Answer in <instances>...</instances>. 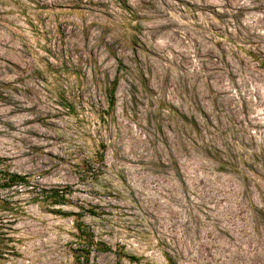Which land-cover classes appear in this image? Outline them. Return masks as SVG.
I'll return each instance as SVG.
<instances>
[{
	"label": "rangeland",
	"instance_id": "rangeland-1",
	"mask_svg": "<svg viewBox=\"0 0 264 264\" xmlns=\"http://www.w3.org/2000/svg\"><path fill=\"white\" fill-rule=\"evenodd\" d=\"M5 169L0 264H264V0H0Z\"/></svg>",
	"mask_w": 264,
	"mask_h": 264
},
{
	"label": "trees",
	"instance_id": "trees-1",
	"mask_svg": "<svg viewBox=\"0 0 264 264\" xmlns=\"http://www.w3.org/2000/svg\"><path fill=\"white\" fill-rule=\"evenodd\" d=\"M117 86V80H113L111 85L108 88V109H112L115 104V90ZM104 161L103 153L96 155L95 162L99 165ZM14 186L29 187L30 181L26 175H22L16 172L9 170L0 171V187L1 188H12ZM33 188V187H32ZM71 193L70 189L66 187H50L39 189L37 197L35 200L40 202H45L51 206H63L70 203V200L67 198V195ZM52 212L61 214V215H72L73 213H64L60 208L52 209ZM78 217L75 219V228L77 230L76 236L81 240L82 247L78 250L76 254V263L77 264H89V254L94 248L98 252L110 251V247L101 241H95L93 234L90 232L89 227L80 220L79 214L74 213ZM116 256L120 259L122 257L127 258L130 262H138L139 259L135 255H126L124 252L114 251ZM165 258L168 264H177L170 255L165 254Z\"/></svg>",
	"mask_w": 264,
	"mask_h": 264
}]
</instances>
